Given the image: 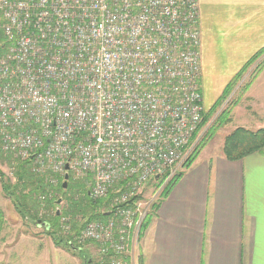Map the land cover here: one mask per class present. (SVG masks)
I'll return each mask as SVG.
<instances>
[{
  "label": "built area",
  "instance_id": "built-area-1",
  "mask_svg": "<svg viewBox=\"0 0 264 264\" xmlns=\"http://www.w3.org/2000/svg\"><path fill=\"white\" fill-rule=\"evenodd\" d=\"M199 20L198 0H0V150L37 173L67 165L94 201L114 172L137 177L77 242L122 252L146 216L130 199L182 166L205 112Z\"/></svg>",
  "mask_w": 264,
  "mask_h": 264
},
{
  "label": "crops",
  "instance_id": "crops-1",
  "mask_svg": "<svg viewBox=\"0 0 264 264\" xmlns=\"http://www.w3.org/2000/svg\"><path fill=\"white\" fill-rule=\"evenodd\" d=\"M198 8L200 82L226 86L264 47V0H198ZM262 81L264 69L245 98ZM212 142L151 217L142 264H264V154L229 161Z\"/></svg>",
  "mask_w": 264,
  "mask_h": 264
},
{
  "label": "rangeland",
  "instance_id": "rangeland-1",
  "mask_svg": "<svg viewBox=\"0 0 264 264\" xmlns=\"http://www.w3.org/2000/svg\"><path fill=\"white\" fill-rule=\"evenodd\" d=\"M263 58L264 53L250 65L243 73L237 87H235L227 97L222 99L217 109L209 115L208 121L198 131L191 146L188 147L186 156L191 153L201 137L207 132L210 126L214 124L219 114L224 109L230 108V103L239 96L240 99L238 104L234 106L229 113L231 123L229 122L216 130L211 138V140H213L211 149L217 150V144L223 145L224 137L236 127L254 129L257 128L259 124L264 126V81L259 82L251 91L250 95L254 98L253 100L245 98L248 90L243 94L238 90L243 82L245 83L248 79L250 73L253 72L251 70H253L255 64L260 62ZM219 81V78H215L209 79L208 82H200L202 103L205 109L204 113H207L209 108L212 107L225 86V83L222 84ZM15 165L16 160L0 152V174H4L12 184L15 183L16 179L14 178ZM181 170H183V168L180 166L176 172ZM48 175L50 176V173H48ZM46 179L48 178L46 177ZM62 182L64 183L63 179ZM66 183L71 184L69 179ZM80 183L81 180L79 179L73 181L74 185ZM160 190L161 188L155 190L152 183L147 184L144 189L141 190V201L138 202L140 213H146V215L149 213V207L153 201L157 200ZM14 192L18 194L19 188L16 190L14 189ZM27 192L28 188L24 190V193ZM72 192L74 193V197L76 195H78V197L80 196L77 194V192H79L78 188L76 190V188L73 187L68 192H65V195L70 197L72 196ZM65 195L63 192H54L53 196L56 202H54L52 208L56 210L58 214L65 208ZM43 214V209L38 211L36 217L31 209L20 212L6 192L2 190L0 184V264H140L142 237L140 238L138 234L139 231L138 233H134V231L130 229L129 233L128 231L126 232L125 248L122 252L118 253L117 257L112 255L115 252H101L99 244L89 241H84L82 243L77 242L81 248L71 250L68 247L55 245L52 237L46 232L45 227L37 224L38 219L41 220V222L44 220ZM83 221L85 220L83 219ZM116 221H118V219H116ZM119 222L121 223V219ZM82 228L83 226L80 230Z\"/></svg>",
  "mask_w": 264,
  "mask_h": 264
},
{
  "label": "trees",
  "instance_id": "trees-1",
  "mask_svg": "<svg viewBox=\"0 0 264 264\" xmlns=\"http://www.w3.org/2000/svg\"><path fill=\"white\" fill-rule=\"evenodd\" d=\"M6 46L7 43L0 28V56L4 53ZM263 53L264 47L258 50L254 55H252V57L246 62V64L240 69V71L231 78V80L224 87L220 97L215 101L212 107L209 108L208 112L204 113L203 120L198 127L197 132L206 124L209 115L217 109V107L221 103V100L227 97L231 93V91H233L234 88L237 87L243 73ZM263 69L264 58L260 62H257L255 64L253 70H251L253 72L250 73V76L245 81V83L243 82V84L239 87L238 90L241 91V94L249 89L251 84ZM239 99L240 96L230 103L232 107L230 106V108L224 109L219 114V116L215 119L214 124L210 126L207 132L201 137L197 145L194 146L191 153L182 163L181 168H183V170L176 172L175 175L161 188L157 200L151 203L149 207V213L144 217L140 224L138 233L140 238L145 232L154 212L158 209L160 203L168 196L169 192L174 187L176 182L181 178L184 170L190 167V165L196 159L198 153L211 140L216 130L230 122L229 113L231 109H233L234 106L238 104ZM196 133L193 135L192 140L195 139ZM189 146H191V144ZM0 152L2 151L0 150ZM257 152L264 154V128L251 130L244 127H237L224 137L222 154L224 158L229 161H238L249 154ZM8 156L12 157L11 155ZM13 160L15 159L13 158ZM17 161L18 160H16L14 171V178H16L15 183L12 184L4 174H0L1 188L6 192L8 197L13 201L14 205L19 209L20 212L25 211L26 209H31V211L35 213L36 217L40 209L44 210V220L42 222H47H45L47 225L44 227L46 229V232L52 237L55 245L68 247L71 250L78 248L80 249L81 247L77 244V236H79L80 228L85 224L83 219L88 222H104L112 213V209H110V200L112 198L111 195H109L106 199H99L96 201H92L89 199V197L87 196L86 187V183H89L88 179L84 182H81L80 184L74 185V180L69 177V181L71 182V184L66 183L65 188H63L62 179L61 177H58V184L53 186L48 181V179H46L45 175L33 171L30 161ZM162 182L163 180H153L151 183L153 184L154 189L158 190L160 189ZM72 187L76 188V190L78 188V191L80 193L77 192V194L80 195L79 197L78 195L74 197L73 192L71 193L72 196L70 197L65 195V192H68ZM17 188H19L18 194L14 192V189L16 190ZM27 188L28 192L24 193V190H26ZM54 192H63V194L65 195L64 198L66 199V203L64 205L65 208L60 211L59 215H57L56 210H53L52 208L54 206V202H56V199L53 196ZM139 201H141V195L133 196L130 199L129 204L133 205L134 203H138ZM60 217H67L70 219L69 224L71 226V230L68 233H64L61 230L62 225L59 222ZM140 264H142L141 261Z\"/></svg>",
  "mask_w": 264,
  "mask_h": 264
},
{
  "label": "bare ground",
  "instance_id": "bare-ground-1",
  "mask_svg": "<svg viewBox=\"0 0 264 264\" xmlns=\"http://www.w3.org/2000/svg\"><path fill=\"white\" fill-rule=\"evenodd\" d=\"M3 32V31H2ZM3 35H4V33H3ZM4 37H5V35H4ZM5 41H6V37H5ZM6 43H7V41H6ZM199 90L201 91V88H199ZM202 106H203V104H202ZM203 110H204V107H203ZM200 126V125H199ZM197 132V130H195L193 133H192V135H191V140L189 141V145L190 144H192V142H193V140H192V137H193V135L195 134ZM198 133V132H197ZM197 133H196V135H197ZM189 145H188V147H189ZM188 147H187V149H186V153H185V156L187 155V150H188ZM187 157V156H186ZM186 158L184 157V160H185ZM184 162V161H183ZM126 171H128V169L126 170ZM112 172H114V171H112ZM125 171L124 170H122V169H120V172H114V176H118V178L115 180V185L112 183V184H110L109 186L111 187V190H110V193H112V194H109V195H111L112 196V198H111V200H110V206H111V204H112V201H113V198H114V196L115 195H117V196H119L122 192H124L125 190H127V188L128 187H130V186H132V185H134V184H136L137 183V177H135L134 175H130L129 174V172L128 173H124ZM48 173L49 172H45V173H39V174H43V175H45L48 179H50V178H54L55 180H56V183L55 184H52L53 186H55V185H57L58 184V177L60 178L61 177V179H63L64 180V174L65 173H68V179H69V177H71L72 178V180H75V179H79V180H81V182H84L85 180H87L88 179V181H89V183H86V187H87V196L89 197V199L90 200H92L91 198H90V186H92V184H90L91 183V181H90V179L89 178H82V177H76V178H74L73 177V175L71 174V172H69L68 171V169L66 170V172L62 175V176H59V175H53V174H51L50 173V176L48 175ZM120 173V174H119ZM169 174V172H168V170H165L162 174H160L159 176L157 175V178L156 179H159V180H165L166 179V177H167V175ZM67 179V180H68ZM67 180H66V182H67ZM150 183V182H149ZM149 183H146V185L147 184H149ZM108 184L107 183H104L102 186H107ZM146 185H143L142 186V188L144 189V187L146 186ZM63 188H65V187H63ZM115 194V195H114ZM108 195V196H109ZM138 195H141V193H139V194H137V196ZM107 196V197H108ZM106 197V198H107ZM106 198H103V199H106ZM92 201H94V200H92ZM111 209V208H110ZM112 211V210H111ZM113 212V211H112ZM57 213V212H56ZM57 215H59L58 213H57ZM115 217H116V215H113V213H111L110 214V216L108 217V219L107 220H105L104 222H99V221H91V222H99V223H106V222H108L109 220H111V221H113L114 219H115ZM62 218H64V219H66V224L69 226V231L71 230V226H70V219L69 218H67V217H60V220H59V222H60V224H61V219ZM85 222V224L83 225V228L85 227V226H87V225H89V224H91L90 223V221L88 222V221H84ZM82 228V229H83ZM81 229V230H82ZM61 230L64 232V230H65V227L64 226H61ZM80 230V231H81ZM68 231V232H69ZM80 231H79V234H80ZM77 239H78V236H77ZM87 241H89V240H87ZM89 242H92V243H96V244H99V242H97V241H95V242H93V241H89ZM113 256H115V257H117L118 256V253H113L112 254Z\"/></svg>",
  "mask_w": 264,
  "mask_h": 264
},
{
  "label": "water",
  "instance_id": "water-1",
  "mask_svg": "<svg viewBox=\"0 0 264 264\" xmlns=\"http://www.w3.org/2000/svg\"><path fill=\"white\" fill-rule=\"evenodd\" d=\"M67 169H68V166L65 165V170H67ZM155 178H157V176H156ZM67 179H68V173H65V174H64V183L62 184L63 187H65V184H66V180H67ZM58 202H60V201H58ZM37 224H38L39 226H46V225H47L45 222H41V220H38V221H37Z\"/></svg>",
  "mask_w": 264,
  "mask_h": 264
}]
</instances>
